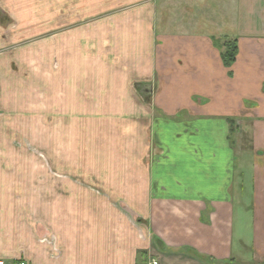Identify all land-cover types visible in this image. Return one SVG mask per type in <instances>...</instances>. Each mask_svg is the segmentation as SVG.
I'll return each mask as SVG.
<instances>
[{
	"label": "crops",
	"instance_id": "0c3cea01",
	"mask_svg": "<svg viewBox=\"0 0 264 264\" xmlns=\"http://www.w3.org/2000/svg\"><path fill=\"white\" fill-rule=\"evenodd\" d=\"M4 1L0 26L21 28L13 41L51 29L59 116L75 123L83 107L87 122L131 140L105 153L132 162L89 166L93 190L64 182L51 228L21 232L5 214L0 263L264 264V0H216L221 19L233 17L221 22L205 0H182L180 22L171 1ZM171 124L184 146L160 141Z\"/></svg>",
	"mask_w": 264,
	"mask_h": 264
},
{
	"label": "rangeland",
	"instance_id": "374dc122",
	"mask_svg": "<svg viewBox=\"0 0 264 264\" xmlns=\"http://www.w3.org/2000/svg\"><path fill=\"white\" fill-rule=\"evenodd\" d=\"M165 1H171L167 3L170 18L177 22L188 18L186 14L182 16V0H158L157 7L160 9ZM205 1L210 9L214 8L216 18L223 16L224 11L217 8L216 0ZM5 5V1L0 0V23L6 22ZM7 18L6 25L0 26V221L11 212L18 218V224L20 222V231L28 233L36 230L38 224L52 227L47 215L54 205L66 209L63 200L70 194V188L63 185L64 182L72 181L69 186L76 182L78 191H86L85 187L93 190L84 177L91 173L94 177L95 171H90L89 166L132 162L131 155L125 158L105 153L131 140L111 138L113 131L109 124L87 122L91 117H86L79 105L77 115L71 117V120L76 118L75 123L68 122V111L63 112V107L59 116L56 103L53 105L58 95L54 92V72L59 59L54 51L51 29H46L45 34L41 27L36 32L25 30L30 33L29 40L13 41L21 28L12 22L8 24L11 18ZM224 20L232 21L233 17H220L218 21ZM24 32L23 35H27ZM61 101L63 105V98ZM158 126L156 124L154 130ZM183 129L171 124L165 139L160 140L163 146H184ZM157 160L156 157L153 162ZM70 166H76L75 175L68 170ZM176 177L179 178V174ZM44 233L45 242H51L52 234Z\"/></svg>",
	"mask_w": 264,
	"mask_h": 264
},
{
	"label": "trees",
	"instance_id": "16d2710c",
	"mask_svg": "<svg viewBox=\"0 0 264 264\" xmlns=\"http://www.w3.org/2000/svg\"><path fill=\"white\" fill-rule=\"evenodd\" d=\"M223 47L224 51L221 54L222 63L225 67H229L235 59L236 45L234 41H232L224 43Z\"/></svg>",
	"mask_w": 264,
	"mask_h": 264
},
{
	"label": "built area",
	"instance_id": "2783aa9c",
	"mask_svg": "<svg viewBox=\"0 0 264 264\" xmlns=\"http://www.w3.org/2000/svg\"><path fill=\"white\" fill-rule=\"evenodd\" d=\"M2 264V263H0ZM17 264H24L23 262H18ZM151 264H156V262H152Z\"/></svg>",
	"mask_w": 264,
	"mask_h": 264
}]
</instances>
